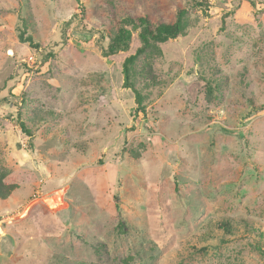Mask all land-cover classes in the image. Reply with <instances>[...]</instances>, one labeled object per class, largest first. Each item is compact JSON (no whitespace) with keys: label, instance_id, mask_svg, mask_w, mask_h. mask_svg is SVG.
Segmentation results:
<instances>
[{"label":"rangeland","instance_id":"rangeland-1","mask_svg":"<svg viewBox=\"0 0 264 264\" xmlns=\"http://www.w3.org/2000/svg\"><path fill=\"white\" fill-rule=\"evenodd\" d=\"M0 185V264H264V0H0Z\"/></svg>","mask_w":264,"mask_h":264},{"label":"trees","instance_id":"trees-1","mask_svg":"<svg viewBox=\"0 0 264 264\" xmlns=\"http://www.w3.org/2000/svg\"><path fill=\"white\" fill-rule=\"evenodd\" d=\"M186 10L183 8H177L175 16L171 21L158 19L153 21L147 13H124L122 16L117 17V14L113 13L112 17L115 23V32L111 34H104L101 54L106 57L118 52L127 51L132 38V32L136 31L140 40V46L136 48L134 53L127 55L122 62V74H123V86L129 87L134 91L135 100L137 102V108L143 111L141 105V96L139 92L134 88V84L131 82V70L137 59L143 55H147V49L153 42H164L168 39L175 38L184 32ZM25 40L31 42V36H26ZM46 59L52 55L48 52ZM44 60V59H43ZM42 60V62H43ZM151 67L146 63L144 68L139 71L142 76H148ZM20 128L27 131L25 126L20 122ZM7 189H4L0 185V198L7 195Z\"/></svg>","mask_w":264,"mask_h":264}]
</instances>
